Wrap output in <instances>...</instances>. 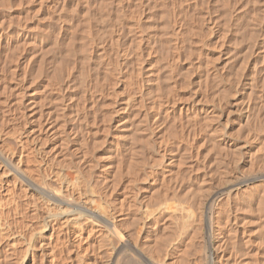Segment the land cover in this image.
I'll return each mask as SVG.
<instances>
[{"label":"rangeland","instance_id":"obj_1","mask_svg":"<svg viewBox=\"0 0 264 264\" xmlns=\"http://www.w3.org/2000/svg\"><path fill=\"white\" fill-rule=\"evenodd\" d=\"M2 4H4L5 6ZM0 5V57H2V60H0V66L1 68L4 67L2 68L3 72H1L2 70H0V89L1 87H3V89L5 88L6 90H9L7 92H3V89H1L0 97L3 99V95H7L3 100L7 104H11H9L11 107L8 111V105L6 106L5 103H1V108L3 106H6L7 109L3 107V110H1V108L0 110L1 112H3L2 115L6 114L4 115V117H6L10 123H19L20 125L24 126L23 128H25V124L28 123L39 129L40 127L38 125L41 121L43 122L40 123V125L42 124V130L44 129V131L46 130L48 131V133L56 130L55 127H57V135L59 134L60 136L61 134L63 138L65 137V140L63 138H60L61 136L59 137L56 134L49 137L51 140L47 138L45 140L47 142H44V145L46 146V149L48 151H52V147L56 149L57 145V150H59V148L61 149V147H65L67 148V152L69 153V155L72 154V157L74 159H77V161H79L81 159L79 157L82 156L83 160H80V163L86 161V164L91 165L94 170L98 171V167L100 166V164L102 167L106 166L107 162L110 160L109 158L111 157V155V159L113 157V159H116L115 157L117 155V157L121 155L120 158L122 159H124L122 155H126L127 157L125 156V159H128L129 156H131V154H133L136 150L138 156L143 155L144 157V155H148L150 161L149 163L151 164L153 157L156 158V160L158 159V151H160V149H162L163 147L165 148L162 149L164 151V155L166 154L165 156L167 158L171 157L170 163L172 164H167L168 161L165 162V165H167L168 167L164 170L165 177H163V179L167 180L169 178H173L175 174L174 173L172 175L173 172H178V174H176L178 176L182 175V177L183 175L186 177V174L187 176H189L188 174L191 173L192 175L190 174L189 177H192L193 180L191 178L190 181H194V183L191 182V188L192 190L195 189V194L191 196L194 197V201H197L198 195H195L198 191L197 189H200L201 187L202 190H204L203 188H205V190L210 189V192L207 190V193L205 192V194H208V196H206V199L205 195L203 198V200H207V198H213L214 196L221 197L223 196V193L221 192H228V190L233 188L239 189L238 187L242 186V184H239L242 180L241 177L239 179V176L243 174V168L241 167V162H234L235 148L238 147L241 156L245 155L244 158L246 159L245 162L247 163V165L258 163L262 164V162H264L262 161L264 160V145H261L260 148L258 145L259 143L264 144V0H0ZM174 15L176 17H174ZM132 16L134 18L136 16V24L130 22V18H132ZM173 20L179 21V24H176L177 26H179V28L174 25V23L172 22ZM126 26L130 27V29ZM123 51H125L126 55L123 54ZM241 68H244L243 71ZM21 73L22 76L20 75ZM2 74L3 76H1ZM134 74L137 76H135ZM236 74H238L239 77ZM235 75L237 78L235 77ZM1 77H5L3 82ZM234 78L236 79V82ZM109 82H111V84ZM222 82L224 83L222 84ZM5 84L7 85V87ZM156 84H159V86ZM20 85L22 86L20 87ZM10 86H12L13 88ZM135 86L139 88H136ZM8 87L10 89H8ZM17 89L18 91L22 92V97L20 96L21 92H17V94L19 95L16 97L15 91H17ZM232 91L234 92V94ZM133 94H135L136 96H134L139 100H137L138 103L136 102L135 104H133L135 106L132 105L127 113L122 112L121 109L124 103L123 101H125L126 98ZM175 95L177 98L175 97ZM215 95H222L221 98L225 97V100H227L224 101L223 99L226 107L224 109L222 107V111L217 108L215 103L213 105V101L215 97H217ZM154 96L157 97L155 98ZM7 97L11 99V102L13 100V104L15 102V99H17L16 102H18V97L21 98L20 101L23 102H21L22 107L20 106V108L16 109L18 107L16 105L17 103L15 102V105H13L9 101L10 99H8ZM5 98L7 100H5ZM200 99H204V101H202V104L206 102L205 104H203V106L207 110L206 112L200 111L197 115H195V117H193V119L190 118V116H185V113L182 109L179 110L180 107L192 102H195L196 105H202L201 102L196 103V100L200 101ZM166 101L167 103H165ZM242 101L244 103L247 102L248 106L250 105V110L248 109L249 111H247V114L251 113L250 115L248 114L249 116H247V114L240 116V114L238 113V107L240 106ZM160 102L161 104L165 103L166 105H160ZM150 105L151 107H148ZM155 105H157V107L159 106L160 108L159 110V108L155 107V109H158H156L158 112L153 109V106ZM213 107L214 109H212ZM11 108H14V110H11ZM163 108H168V113L166 112V109ZM226 108L228 110L231 109L229 115H227L226 113ZM162 110H164V114L166 113L165 115H163ZM4 111L11 112L10 116L8 112L4 113ZM179 111L181 112L180 114ZM17 113H19V117H22L19 118ZM211 113H213L212 116ZM156 114H158L157 117ZM11 116L12 118L14 117L15 120L12 119ZM207 116L208 118L206 120L205 118ZM160 117L161 119H159ZM179 117L183 122L179 119ZM199 117L201 120L199 119ZM214 117L217 118L215 119ZM247 117L250 118L248 119ZM44 118H46V120ZM124 118H126V121ZM155 118L157 119L155 120ZM244 119L246 121H244ZM27 120L29 122H26ZM47 120L48 122L51 121L52 123L55 121L53 129L49 127L50 124H48ZM22 121H25V124H22ZM137 121H139L140 123ZM141 121L143 122L141 123ZM129 122L131 123V125ZM175 123L179 124L175 125ZM191 125L193 127H191ZM181 126H183L184 128ZM222 126H225V128H223ZM44 127L47 129H45ZM138 127L140 130L138 129ZM125 128H127V130ZM170 128L174 130H171L170 132ZM193 128L196 129L194 130ZM231 129H233L234 131ZM29 130L25 129V134ZM209 130H212V134ZM218 130H220V133L226 134L227 132L228 137L225 138V140H227V146H219V144H217V135L219 133ZM167 131L172 136H170ZM207 132L210 133L207 134ZM131 133L135 139L130 136ZM190 133L194 136H192ZM66 134L68 135V137ZM164 134H166V136ZM167 134H169V136ZM185 134L187 136H185ZM135 135L142 141H140V139L137 140V137ZM213 135H215V139ZM246 135H248L247 140L254 139L255 141H258L257 148L256 146H254L255 149L253 147L251 150H248L247 147H244L246 145V143L244 142L246 139L244 137H246ZM57 137L59 139H63L64 142L60 141V143L63 142V144L66 143L67 145L65 144L64 146L61 143V146ZM144 137L146 138L144 139ZM248 137H250V139ZM181 138L183 139L181 140ZM9 139L12 141V138H8V140ZM66 139L68 142H65ZM69 140H71V142ZM213 140L216 142H214ZM165 141L166 143H164V145L163 142ZM209 141L211 143H209ZM95 142L97 143L96 145ZM172 142L173 144L170 145ZM11 144L14 145L15 141H12ZM215 144H217V148H214L216 146ZM234 144H237V146L235 147ZM75 146H78V148L74 149ZM229 146L231 148H234V151L232 149L230 150ZM83 147L85 149H83ZM86 147L88 148V150ZM150 147H152V150L150 149ZM54 148L52 149L54 150ZM133 148L136 149L132 151ZM167 148L169 150H167ZM129 149L132 152H130ZM219 149H222L223 151L219 152ZM85 151L89 153L87 154ZM125 151L127 152L124 153ZM165 151H167V153ZM176 152H178V154ZM77 153L80 156L77 155ZM136 153L135 155L137 156ZM105 154L107 155L106 157ZM187 154H189V156ZM218 154H221L222 157L220 155L218 156ZM76 156H78V158ZM103 156L105 158H103ZM172 157L175 162H173ZM182 159L184 162L182 161ZM94 161L96 162V164ZM105 161L106 163H104ZM188 162H190V166ZM231 162H234V164L236 163L233 169L232 166L234 164H232ZM249 162L250 164H248ZM92 163H94L96 166L92 165ZM179 163H181L182 165L180 166ZM187 163L188 166H186ZM223 163L226 164V168L225 166H222L224 165ZM173 164H175L176 166H173ZM178 165L180 166V168L177 167ZM181 170L184 171V173ZM224 170L228 174H236L238 178H233L230 181L225 180V182L224 178L228 174H226ZM222 172H225V175ZM259 172H261L262 174ZM259 172L258 170L257 172L254 171L253 175H263L264 169H261ZM219 175L220 177H218ZM178 176L177 179H175L176 177L172 179L178 180L176 181V183L172 184V186L175 184L173 187L170 183L174 182L175 180L169 181L170 179L167 180L170 186L165 185L164 187H179V189L177 188V191L181 192L179 193L178 197L179 202L182 205H185V202L187 201V199H189V195L194 193V191H191V193L186 192V194L184 191L185 187L187 186L186 182L188 181V178H181L180 176V179ZM220 178L223 181H221ZM261 178L262 179L259 180H264L263 177ZM165 180H163V184L165 183ZM179 180H181V182ZM196 180L197 182H195ZM184 181H186V185ZM103 182L104 181H102V184L105 183ZM217 182L218 184H216ZM249 182L258 184L257 186H259V189L257 188V193H255V191L249 192L247 191V189H245V191L249 192V194L246 196L247 192H244L243 188V192H241V194L240 192L236 194L239 195L240 198L239 196L234 195L236 196V198L234 199L237 202H234L235 204L232 206L230 215H233V217H235H232L233 219L230 220L231 224L233 225H231V228L235 227L237 230L235 229L234 232V229L232 228L233 230L229 233L227 228L223 226L224 228H226L225 231H228V237L233 236L232 241L230 240L232 238L228 239V241L230 240L231 242H233V244L227 242V244H230L231 246L229 245L227 246L229 248H226L237 255L236 258L238 259L237 261L239 262V264H242L244 261L245 264H264V211H262V209L264 208V199L263 203L261 202V199L264 197L261 196L264 194V181H261L260 184L258 180ZM261 183L263 185H261ZM206 185L207 187H209L207 188ZM168 188L166 187V189ZM249 196H253L252 198L256 201H254ZM258 199L260 206L257 202ZM194 201L192 202L194 203ZM243 204L245 207L243 206ZM258 206L260 208H257ZM261 207L263 208L261 209ZM258 209H261V214ZM257 210L258 212H255ZM10 213L13 214V216L11 214V218ZM258 213L260 214V216ZM14 214L17 217H14ZM181 214L184 215L183 213ZM238 216L239 218H237ZM19 217V220L23 222V228H26L28 221H24V218L21 214H17L15 211L9 212L8 219L10 218V221L14 223L18 221L19 223ZM234 220L236 222H234ZM223 227L221 226V228ZM199 231L196 235L197 244L195 243V245H198L196 248H200L199 245L201 244V239H205V243L207 247H209V249L212 248L214 246L215 234H212V236H210L204 234L203 230H201L200 232ZM198 237L201 239H199ZM1 239L2 238L0 236V264H8V262L10 261V255H8L9 253L5 251L6 248L3 247L4 243L3 239ZM238 247H240L241 249H238ZM182 248L185 251L184 247ZM212 249L210 250V252H208V255H210ZM181 250L182 249L179 250V256L181 254L183 255L184 253V251L182 250V253ZM2 256L5 258V260ZM36 262L37 261H35L34 263L36 264ZM199 263V260H197L196 264Z\"/></svg>","mask_w":264,"mask_h":264},{"label":"bare ground","instance_id":"obj_2","mask_svg":"<svg viewBox=\"0 0 264 264\" xmlns=\"http://www.w3.org/2000/svg\"><path fill=\"white\" fill-rule=\"evenodd\" d=\"M6 1H8V0H6ZM3 2H5V1H3ZM5 3H7V2H5ZM2 5H4V4H2ZM135 15H136V13H135ZM139 15H138V17H139ZM174 17H176V16L174 15ZM135 18H136V16H135ZM135 18L132 16V18H130V22L131 23H135L136 22ZM130 22H129V24H130ZM172 22L174 23V25L179 24L178 20H173ZM133 25H131V26H133ZM171 26H173V25H171ZM177 27L179 28V26H177ZM127 28L130 29V27H127ZM178 28H177V32H178ZM175 32H176V30H175ZM197 49H199V48H197ZM123 52H124L123 54L126 55L125 51H123ZM2 53H4V52H2ZM10 57H12V56H10ZM1 58L2 57H0V60H2ZM131 62H133V61H131ZM169 66H171V65H169ZM7 67H8V65H7ZM0 68H1V66H0ZM2 68H4V67H2ZM2 68L0 70H2ZM241 69L243 71L244 68H241ZM160 70H162V69H160ZM1 72H3V70ZM20 75L22 76V73ZM137 75H138V73H137ZM137 75H135V76H137ZM236 75L238 76V74H236ZM236 75H235V77H236ZM1 76H3V74ZM1 79H2V82H3L5 77L4 78L1 77ZM11 80H12V78H11ZM21 80H24V79H21ZM235 82H236V79H235ZM109 83L111 84V82H109ZM223 83L224 82H222V84ZM8 84H10V83H8ZM156 85L159 86V84H156ZM168 85H170V84H168ZM0 86H1V82H0ZM21 86L22 85H20V87ZM172 86H174V85H172ZM6 87H7V85H6ZM10 87H12V86H10ZM109 87H110V85H109ZM136 88H139V87H136ZM1 89H3V87H1ZM1 89H0V91H1ZM8 89H10V88L8 87ZM106 89H108V88H106ZM180 89H182V88H180ZM87 90H89V89H87ZM7 91H9V90H6L5 88L3 89V92H7ZM131 91H132V89H131ZM133 91H134V89H133ZM15 92H16L15 95L17 97L19 95V94H17V92H21V91H18V89H17V91H15ZM104 93H106V92H104ZM2 94H1V96H2ZM225 94H229V93H225ZM225 94H223V95H225ZM233 94H234V92H233ZM21 95H22V92H21L20 96ZM134 95L135 94L130 95L128 98L125 99V101H123L124 103H123V106H122V109H121L122 112H124V113L126 112L127 113L128 110L130 109V107L137 102L138 99H137V97H135L136 95L135 96ZM142 95H143V93H142ZM3 96L5 97L7 95H3ZM44 96H46V95H44ZM215 96H217V95H215ZM219 96L215 97V99L213 101V105L215 103L217 108L219 110H221L222 107H223V109L226 107L225 106V102H223V99H224V101H227V100H225V97L221 98L222 95L220 97ZM4 97H3V99H4ZM19 97H18V99H19L18 102H16L17 99H15V102L17 103L16 105L18 106L16 109L20 108V106H21V102L22 101H20L21 98H19ZM175 97H176V95H175ZM3 99L0 97V108H1V103L2 104L5 103L6 106L8 105L7 107H8V111H9V108L11 107L10 106L11 104L10 103L7 104L6 102H4ZM8 99H10V98H8ZM204 99L203 100L200 99V101L196 100V103L197 102H201V104H202V101H204ZM5 100H7V99L5 98ZM153 100H154V98H153ZM9 101L11 102V99ZM205 101H206V99H205ZM15 102L13 104V100H12L11 103L13 105H15ZM151 102H154V101H151ZM158 102H159V100H158ZM242 102H241L240 106L238 107V113L240 114V116L247 114V111L250 110L249 109L250 105L248 106L247 102L246 103H244V102L242 103ZM165 103H167V101ZM205 103H203V104H205ZM156 104H157V101H156ZM164 104H161V102H160V105H164ZM203 104L202 105H196L195 102L194 103L192 102L190 104H186V105L180 107L179 110L182 109L183 112L185 113V116H188V117L190 116V118L193 119V117H195V115H197L200 111L206 112L207 109L204 108ZM6 106L5 107L3 106V107L7 109ZM107 106H108V104H107ZM133 106H135V105H133ZM13 107H16V106H13ZM148 107H151V105L148 106ZM153 107H154L153 109H155V107H157V105H155ZM2 108H1V110H3ZM157 108H159V106ZM12 109L14 110V108H11V110ZM163 109H166V108H163ZM167 109H166V112L168 113L169 110L167 111ZM212 109H214V107ZM1 110H0V112H1ZM137 110H139V109H137ZM159 110H160V108H159ZM230 110L227 109V112H226L227 115L230 114V112H231ZM8 111H4V113L8 112ZM162 111H163V115H165L166 113L164 114V110H162ZM11 112H8L9 116H10ZM160 113H162V112H160ZM180 113L181 112L179 111V114ZM2 114H3V112L0 113V236L3 239V243H4L3 247L6 248L5 251L7 253H9L8 255H10V259H9L10 261L9 262L7 261L8 264H30V263L31 264H35L34 263L35 261H37L36 264H196L197 260H199V262L201 264H239V262L237 261L238 259L236 258L237 255H235L234 252L229 251L227 249V248H229L227 246H229L231 243L233 244V242H231L233 240V238H232L233 236L232 237L231 236L228 237V231L230 233L234 229V232H235V229H236L235 227L234 228L232 227L233 229L231 228L232 224H231V220L230 219H233L235 217V216L233 217V215L232 216L230 215L231 214V209H232V206L237 202L234 198H236V196H239V195H236V194H238V192H240V194H241V192H243V188H244V192H247V191H249V192L253 191L254 192L255 191V193H257L256 190L259 187V186H257L258 184H256V183L254 184L252 182L250 183L249 181L258 180L259 184H260L261 181H264V180H259V179H262L261 177L264 178V174L261 175L263 172L262 171H261L262 173L259 172L261 169L262 170L264 169V162H262V164L258 163V164H252V165L249 162L248 164H250V165H247V163L245 162L246 159L244 158L245 155L241 156L238 147L235 148L234 162H236V163H237V161H238V163L241 162L242 163L241 167L243 168V170H242L243 174H241L239 176V179H240V177L242 178V180L239 183L240 185L242 184V186L239 185L241 188L240 187H238L239 189H237V188L234 189L233 188V189L228 190V192H221V193H223V196H221V197L220 196L219 197L218 196H216V197L215 196L214 197L211 196L213 198H207V200H205L206 196H208V194H205V192L207 193V191H209L210 189H208V190L206 189L207 190L206 191L205 188H203L204 190H202L201 189L202 187H201L200 189L199 188L197 189L198 191H197L195 196L198 195V199L196 198L197 201L196 200L194 201V199H193L194 197L191 196V195L195 194V191H194L195 189L192 190V188H191V182H192L193 178L191 177L192 180L190 181L191 178L189 176H190L191 173L188 174L189 176H187V174H186V177L188 178V181L187 180H186L187 182L184 181V183L185 182L187 183V186L185 187V191L184 190L183 191L185 193L186 192H190L191 193V191H194V193H192V194L189 193L190 194L189 195V199H187V201L185 202L186 203L185 205L184 204L182 205L179 202V198H178L179 197V193H181V192L177 191V188L179 189V187L172 188L175 185L174 184L172 186V184L176 183V181H178V180H175V179H177L178 172H173L172 173V175L174 173L175 174L177 173L176 175L174 174V176H173V178L176 177L174 179L175 181L172 180L173 178H171V179L169 178L170 180L166 178L169 181H171V180L174 181V182L170 183L171 186H172L171 188L169 187L170 186L168 184L169 182H167V180L163 179V177H165L164 176V170L167 169V167H168L167 165H165V162L168 161L167 164H169L170 161H171L170 160L171 157L167 158L165 156L166 154L164 155V151L162 149H165V148L162 147V149H160V151H158L159 152L158 153L159 157L157 156L158 159L156 160V158L153 157L152 159L156 160V161H153L151 159L152 160L151 164L149 163L150 161H149L148 155H144V157H143V155L142 156H138V154L136 153L137 152V150H136L133 153L134 155L131 154V156H129L128 159H125V156H126L125 154H124L125 156L122 155V157L124 159L120 158L121 155L119 157H117L118 156L117 155L115 157L116 159H113L114 157L111 159V157H112V155H111V157L109 158L110 160L107 162L106 166L103 165L104 167H102L101 164H100V166L98 167V171H96V170L93 169V167L91 165L86 164V161H83V162L80 163V160L82 161L83 159H82V156H80L78 154L79 152L77 153V155H79L80 156L79 158H81V159L80 160L78 159L79 161H77V159H74L72 157V154L69 155V153L67 152L68 151L67 148L61 147L63 142H64L63 139L65 137L63 138L61 136V134H60L61 137L59 136V134L57 135V133H58L57 132V127H55L56 130H53V131H51V133H48V131H46V130L44 131V129L42 130V128H41L42 124L40 125V123L42 121L39 122V125H38L40 127L39 129L35 128L32 124H28L27 123L28 124L27 125V124H25V121H22V124L23 123L25 124V128H23L24 126L20 125L19 123H10L8 121V119L6 117H4V115H6V114H4V115H2ZM18 114L19 113H17V115ZM73 114H75V113H73ZM109 114H110V111H109ZM177 114H178V112H177ZM212 114L213 113H211V116H212ZM248 114H247V116H249L251 113L249 115ZM13 115H14V113H13ZM20 115H22V114H20ZM119 115H120V113H119ZM157 115L158 114H156V117H157ZM217 115H219V114H217ZM15 116H16V114H15ZM18 117H19V115H18ZM20 117H22V116H20ZM11 118H12V116H11ZM207 118H208V116L205 119L207 120ZM223 118H225V117H223ZM12 119H14V117ZM44 119L46 120V118H44ZM49 119H51V118H49ZM103 119H104V117H103ZM124 119L126 121V118H124ZM156 119L157 118H155V120ZM159 119H161V117ZM179 119H180V117H179ZM199 119H200V117H199ZM245 119H244V121H246ZM128 120H131V119H128ZM209 120H211V119H209ZM143 121H141V123ZM166 121H168V120H166ZM187 121H189V120H187ZM213 121H215V120H213ZM250 121H251V119H250ZM250 121H249V123H250ZM17 122H18V120H17ZM26 122H29V121L27 120ZM47 122H48V120H47ZM54 122L53 123L51 121L48 122V124H50L49 127H51V129L54 128L53 127L55 125ZM137 122H139V121H137ZM156 122H158V121H156ZM176 122H178V121H176ZM83 123H84V121H83ZM176 124H179V123H175V125ZM184 124H185V122H184ZM246 124H247V122H246ZM130 125H131V123H130ZM203 125H206V124H203ZM219 125H220V123H219ZM26 126H28V127H26ZM138 126H139V124H138ZM36 127H37V125H36ZM181 127H183V126H181ZM191 127H193V126L191 125ZM202 127H204V126H202ZM161 128H162V126H161ZM171 128L169 129L170 132H171V130H174V129H171ZM173 128H174V126H173ZM223 128H225V126ZM25 129H27V130L30 129V130L28 132H26V134H25ZM45 129H47V128H45ZM125 129L127 130V128H125ZM138 129H139V127H138ZM180 129H182V128H180ZM142 130H144V129H142ZM212 130H209V131L211 132ZM214 130H215V128H214ZM231 130H233V129H231ZM58 131H60V130H58ZM218 131H219V133L217 135V140H218L217 144H219V146H222V145L227 146L226 145L227 144V140H225V138L228 137L227 136V132L225 134V133H220V130H218ZM210 132H207V134L210 133ZM55 134L57 136H59L60 138H63V139H59L57 137L59 139V144L61 145L60 146L61 149L59 148V150H57V147H58V145H57L58 143H57V144H54V145H57L56 149L54 147H52V148H54V150L51 148L52 151H48L46 149V146L44 145L47 142L45 140L47 138L49 140H51L49 137L54 136ZM64 134H65V132H64ZM169 134H167V135L169 136ZM211 134H212V132H211ZM70 135H71V133H70ZM127 135H128V133H127ZM157 135H160V134H157ZM164 135L166 136V134H164ZM215 135H213L214 139H215ZM130 136H132V133H131ZM142 136H143V133H142ZM170 136H172V135L170 134ZM185 136H187V135L185 134ZM192 136H194V135H192ZM247 136L248 135H246V137H244V138H246L245 141H244L246 143V145L244 147H247L248 150H251L254 146H256V148H257V144H258L257 142L258 141H255L254 139H250V137H248L250 140H247ZM67 137H68V135H67ZM120 137H121V135H120ZM132 137L134 138V136H132ZM146 137H144V139ZM8 138H12V141L13 142L15 141V144L12 145L11 144L12 141L9 139L11 141L10 142L8 140ZM127 138H129V137H127ZM133 138H131V139H133ZM171 138H173V137H171ZM139 139L137 137V140H139ZM144 139H143V141H144ZM165 139H166V137H165ZM182 139L183 138H181V140ZM60 141H63V142H61L62 144L60 143ZM69 141L71 142V140H69ZM140 141H142V140L140 139ZM211 141H212V139H211ZM65 142H68L67 139H66ZM179 142H178V144H179ZM188 142H189V139H188ZM214 142H216V141H214ZM116 143H117V141H116ZM164 143H166V141L163 142V144ZM209 143H211V142L209 141ZM65 144H63V145L65 146ZM96 144L97 143L95 142V145ZM167 144H168V142H167ZM172 144H173V142L170 145H172ZM217 144H215L216 146L214 148H217ZM90 145H91V142H90ZM258 145H259V148H260L261 145L263 146L264 144L259 143ZM213 146H214V144H213ZM224 146H223V148H224ZM234 146L236 147L237 144H234ZM87 147H89V146H87ZM75 148L77 149L78 146L77 147L75 146L74 149ZM115 148H117V147H115ZM151 148L152 147H150V149ZM227 148H226V150H227ZM83 149H85V148L83 147ZM135 149L133 148L132 151H134ZM229 149L230 150L232 149L234 151V148H231L230 146H229ZM254 149H255V147H254ZM87 150H88V148H87ZM89 150H90V148H89ZM146 150H147V148H146ZM167 150H169V149L167 148ZM186 150H187V148H186ZM259 150H261V149H259ZM129 151H130V149H129ZM132 151H130V152H132ZM220 151H223V150L219 149V152ZM242 151H244V150H242ZM90 152H91V150H90ZM126 152L127 151H125L124 153H126ZM165 152L167 153V151H165ZM184 152H182V153H184ZM135 153L137 154V156L135 155ZM176 153L178 154V152H176ZM186 153H188V152H186ZM156 154H157V152H156ZM189 154H191V153H189ZM189 154H187V155L189 156ZM182 155H184V154H182ZM219 155L222 157L221 154H218V156ZM96 156H98V155H96ZM106 156L107 155L105 154V157ZM224 156H225V154H224ZM76 157L78 158V156H76ZM105 157L103 156V158H105ZM83 158H85V157H83ZM86 158H87V156H86ZM117 158H119V159H117ZM180 158H182V157H180ZM90 159H89V161H90ZM100 159H101V157H100ZM172 160H173V157H172ZM224 160H226V159H224ZM182 161H183V159H182ZM182 161H181V163H182ZM262 161H264V160H262ZM152 162L153 163L156 162V163L153 164ZM173 162H175V161L173 160ZM221 162H223V161H221ZM234 162H231V163L234 164ZM104 163H106V161ZM181 163H179L180 166L182 165ZM188 163H189V166H190L191 165L190 162H188ZM188 163H187L186 166H188ZM95 164H96V162H95ZM95 164L92 163V165H95ZM235 164L232 166V169L234 168ZM174 165L175 164H173V166ZM225 165L226 164H224L222 166H225ZM170 166H169V168H170ZM180 166L178 165L177 167L180 168ZM217 166H218V164H217ZM222 168H224V167H222ZM225 168H226V166H225ZM257 170H258L259 173H261L260 174L261 176L253 175V172L254 171L257 172ZM177 171H178V169H177ZM116 172H117V175H116ZM182 172L184 173V171H182ZM191 172H192V170H191ZM216 173H218V172H216ZM165 174H168V173H165ZM226 174H228V173L226 172ZM238 175H239V173H238ZM180 176H181V178L185 177L184 175H183V177H182V175H180ZM180 176H178V177L180 178ZM166 177H168V176H166ZM218 177H220V175ZM221 178H220V180L223 181ZM233 178H238V176L236 174L234 175V173H231V174L229 173L228 175L225 176L224 181L225 180L226 181L227 180L230 181ZM214 179H217V178H214ZM214 179H213V181H214ZM163 180H165V183L166 182L167 183L163 184ZM102 181H104L105 183L103 182L104 184H102ZM179 181L181 182V180H179ZM195 182H197V180ZM202 182H203V179H202ZM186 183H185V185H186ZM192 183H194V181ZM198 184H199V182H198ZM216 184H218V182ZM251 184H253V185H251ZM165 185H169V186H166L167 188L168 187L169 188L166 189V187H164ZM214 185H215V183H214ZM261 185H263V184L261 183ZM199 186H201V185H199ZM194 187H196V186H194ZM206 187H207V185H206ZM186 188H187V191H186ZM241 189H242V191H241ZM245 189H247V191H245ZM263 189H264V187H263ZM188 190H190V191H188ZM249 192H247L246 196L249 194ZM204 195H205V199H204L205 201L203 200ZM234 195H236V196H234ZM261 196H264V194L261 195ZM186 197H187V195H186ZM252 197H250V198H252ZM239 198H240V196H239ZM263 199H264V197L261 199L262 203H263ZM192 201H194V203L196 202L195 205H194V203ZM254 201H256V200H254ZM258 201H259V199L257 200V202ZM238 202H239V200H238ZM258 204L260 206L259 202H258ZM263 205H261V206H263ZM243 206H244V204H243ZM259 206L257 208H260ZM254 208H256V207H254ZM262 208L263 207H261V209ZM258 210L255 211V212H258ZM11 211H15L17 214L18 213L21 214L22 217L24 218V221L25 220L28 221L27 225L25 224L28 228L27 227L23 228V222L19 220L20 217L18 218L19 223H18V221L16 223L10 221L9 219L11 218V214L13 212L10 213V218L9 219H8V215H9V212H11ZM262 211H264V208L262 209ZM251 212H249V213H251ZM181 213H183L184 215H182ZM252 214H254V213H252ZM260 214H261V211H260ZM260 214H259V216H260ZM12 216H13V214H12ZM253 216H255V215H253ZM14 217H17V216H15V214H14ZM237 218H239V216ZM21 220H23V219H21ZM235 220H234V222H236ZM256 220H258V219H256ZM20 222H22V223H20ZM232 222H233V220H232ZM258 222H260V221H258ZM219 224L222 227L223 226L226 227L228 231L226 232L225 231L226 228H224V227L221 228V226ZM199 230L200 231L203 230L204 234H207V235H210V236H212V234H215V241H214V246H213L214 248L212 247L213 249L212 248L209 249V247H207V245L205 243V239L203 240V239H201L199 237L198 238L201 239V244L199 245L200 248H198V249L196 248L198 246V245L197 246L195 245L196 238H197L196 235H197ZM229 238H232V239H230L231 241L230 240L228 241ZM199 239H197V240H199ZM227 242H229L230 244L228 245ZM182 247H184L185 251L183 250ZM239 248L240 247H238V249ZM1 249H3V248H1ZM180 249H182L184 251V253H183V251L181 250L182 253H183V255L181 254L182 256L181 255L179 256V253H180L179 250ZM211 249H212V251H211L210 255H208V252H210ZM230 250H231V247H230ZM236 254H238V253H236ZM178 256H179V258H178ZM180 257H182V258H180ZM7 258H6V260H7ZM4 260H5V258H4ZM5 264H7V263H5ZM242 264H245V261ZM247 264H249V263H247Z\"/></svg>","mask_w":264,"mask_h":264}]
</instances>
